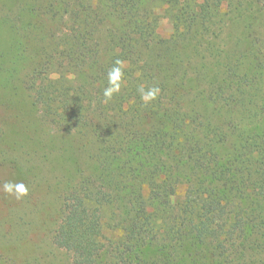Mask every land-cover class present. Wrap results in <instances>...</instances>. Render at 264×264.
Listing matches in <instances>:
<instances>
[{"label":"trees","instance_id":"trees-1","mask_svg":"<svg viewBox=\"0 0 264 264\" xmlns=\"http://www.w3.org/2000/svg\"><path fill=\"white\" fill-rule=\"evenodd\" d=\"M165 1L168 38L149 0H4L0 163L55 166L69 264H264V0Z\"/></svg>","mask_w":264,"mask_h":264},{"label":"rangeland","instance_id":"rangeland-1","mask_svg":"<svg viewBox=\"0 0 264 264\" xmlns=\"http://www.w3.org/2000/svg\"><path fill=\"white\" fill-rule=\"evenodd\" d=\"M3 1L0 0V8H3ZM149 1L154 6L152 15L159 18L157 33L163 38L170 37L173 28L169 19L171 14L169 1ZM262 22L264 24V17ZM229 31L230 29H227V32ZM231 31L234 33L238 29ZM259 31L264 33V25ZM249 42L251 38L245 45V50H249L247 49ZM6 96L7 93L0 89V100L2 101ZM6 115L7 113L0 107V132L11 137L14 134L12 128L16 125L14 118L9 114L7 118ZM47 132L45 130V133ZM24 146L27 148L28 143ZM0 162H3L1 158ZM47 167L39 168L29 177L24 178L19 174L16 176L11 169L0 163V254L15 259L19 264H69L70 262L69 256L64 251L55 248L48 234L53 223L57 222V208L60 207V201L43 187L35 185L42 179V182L45 179L50 181L55 166L52 169ZM6 181L23 182L28 187V195L21 200L7 196L2 190V185Z\"/></svg>","mask_w":264,"mask_h":264},{"label":"clouds","instance_id":"clouds-1","mask_svg":"<svg viewBox=\"0 0 264 264\" xmlns=\"http://www.w3.org/2000/svg\"><path fill=\"white\" fill-rule=\"evenodd\" d=\"M124 77V61L116 59L113 66L107 73V87L103 91L104 102L107 103L114 95L118 94L121 90ZM141 101L144 105L154 101L159 93L160 88L153 86L145 89L143 86L138 88ZM3 192L9 196L14 197L16 200H21L28 195V187L23 182L6 181L2 185Z\"/></svg>","mask_w":264,"mask_h":264}]
</instances>
